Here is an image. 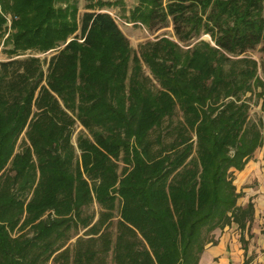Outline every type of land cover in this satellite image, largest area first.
<instances>
[{
  "label": "trees",
  "instance_id": "trees-1",
  "mask_svg": "<svg viewBox=\"0 0 264 264\" xmlns=\"http://www.w3.org/2000/svg\"><path fill=\"white\" fill-rule=\"evenodd\" d=\"M85 1L0 0V264H199L232 224L246 254L264 0H132L175 36L136 49Z\"/></svg>",
  "mask_w": 264,
  "mask_h": 264
},
{
  "label": "rangeland",
  "instance_id": "rangeland-1",
  "mask_svg": "<svg viewBox=\"0 0 264 264\" xmlns=\"http://www.w3.org/2000/svg\"><path fill=\"white\" fill-rule=\"evenodd\" d=\"M105 1H110L113 3L111 6H103V8L107 9V11H109V13L116 19L118 25L120 26L122 31L125 33V35L128 37L130 44L134 49L137 48L140 42H143L147 39H153L157 36L165 35L171 38H175L173 34L172 25L170 22L169 24H166V22H159L157 24L152 25V27H147L145 25L143 26L139 24H133L131 21H129L127 17L129 16L130 10L132 9L133 4H134L132 0H105ZM85 2H86L85 0H77L79 13L85 10ZM95 8H99V7L95 6ZM117 17H119V19ZM5 36L6 34L3 35L2 37L0 36V60H5L7 58V54L5 52L6 46L3 43ZM201 37L206 38V39L209 38L207 34H203ZM29 52L35 53L34 51H30V50H27L25 53H29ZM53 52L54 51L49 50L45 53H36V54L39 55L41 58L43 57L48 58ZM252 54L255 57H258L261 55L260 52L258 51H253ZM261 56H262V60L264 61V55H261ZM262 76L264 77L263 72H262ZM259 112H260L259 105L253 106L252 115L255 116V114ZM79 128L80 126H76V130H78ZM74 140L75 139L73 138V141ZM255 153L260 156L262 155L264 158V146L257 148ZM121 165L122 163L120 162V166ZM235 173L236 174H235L234 182L237 188L240 189V187L244 185L245 187H248L246 188V192L244 193V195L242 197H239L238 202L243 201L246 195H250V193H252L251 196L260 194L261 198L260 200L257 201V203H260L259 206L264 205V180L262 179L256 180L254 176H250L249 180H247L244 184L240 185V183L237 180L239 172H235ZM255 190H258V192H255L254 194ZM92 209L94 211L98 210V206L96 203H93L89 207L88 210L91 211ZM262 211H264V207ZM259 215L260 216L255 221V223L259 226L264 227V213L263 214L259 213ZM218 233H219V230L217 229L214 236H216ZM244 233H245V236H247L246 232ZM258 235L264 236V228L259 229ZM247 247H248L247 256L244 257V259H246V262H243L242 264H263L264 255L261 254L260 250H257L258 244L255 242L251 245L250 239H249ZM255 249L257 250V252H255ZM49 264H53V263H49ZM108 264H112L111 258L108 259Z\"/></svg>",
  "mask_w": 264,
  "mask_h": 264
},
{
  "label": "crops",
  "instance_id": "crops-1",
  "mask_svg": "<svg viewBox=\"0 0 264 264\" xmlns=\"http://www.w3.org/2000/svg\"><path fill=\"white\" fill-rule=\"evenodd\" d=\"M261 156L254 153L253 158L246 163L245 167L240 171H236L239 172L237 177L238 179H236L240 185L249 180L250 176H254L256 180H264V158ZM246 188L248 187H245V185L240 187L244 193L246 192ZM255 192H258V190H255L254 194ZM251 195L252 193H250V195H246L243 201H239V203L243 204L249 199H251L254 203V219L251 226L253 236L250 238V244L252 245L256 242L258 244L257 250H260L261 254L264 255V236L258 235L259 229H263L264 227L255 223L260 216L259 213H264V211H262L264 205L259 206L260 203H257V201L261 198L260 194ZM239 236L240 231L236 224H232L231 226H227L222 230H219V233L215 236L217 242L215 244L208 245L205 248L200 256L199 264H242L244 262V257L247 256L248 247L245 254V251L240 243ZM257 250L255 249V252H257Z\"/></svg>",
  "mask_w": 264,
  "mask_h": 264
},
{
  "label": "built area",
  "instance_id": "built-area-1",
  "mask_svg": "<svg viewBox=\"0 0 264 264\" xmlns=\"http://www.w3.org/2000/svg\"><path fill=\"white\" fill-rule=\"evenodd\" d=\"M119 19V17H117Z\"/></svg>",
  "mask_w": 264,
  "mask_h": 264
},
{
  "label": "bare ground",
  "instance_id": "bare-ground-1",
  "mask_svg": "<svg viewBox=\"0 0 264 264\" xmlns=\"http://www.w3.org/2000/svg\"><path fill=\"white\" fill-rule=\"evenodd\" d=\"M205 256V255H204ZM202 261V260H201Z\"/></svg>",
  "mask_w": 264,
  "mask_h": 264
}]
</instances>
